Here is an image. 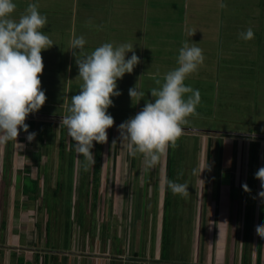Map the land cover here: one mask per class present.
I'll return each instance as SVG.
<instances>
[{"label": "crops", "instance_id": "crops-1", "mask_svg": "<svg viewBox=\"0 0 264 264\" xmlns=\"http://www.w3.org/2000/svg\"><path fill=\"white\" fill-rule=\"evenodd\" d=\"M13 2L17 20L30 3L37 4L47 17L41 31L56 45L41 53L47 100L25 121L35 138L29 142L21 130L18 143L8 141L0 153V264H59L54 255L61 264H250L244 247L255 241L257 220L264 224V199L257 195L262 189L254 177L264 166V0H223L225 8L221 0ZM249 28L254 38L245 40L240 34ZM73 33L86 40L85 53L106 42L130 43L141 60L117 81L121 94L108 109L115 123L107 143L93 142L95 164L87 171L60 124L82 84L75 60L81 52L73 55L69 48ZM184 42L204 55L185 80L200 92L198 115L188 118L177 146L149 169L142 155H128L117 126L154 99V78L163 82L178 67ZM134 86L145 93L138 103L128 94ZM242 108L246 115L234 114ZM60 166L71 175H55ZM165 178L187 184L188 195L173 194ZM166 220L173 221V232L185 222L190 241L184 252L161 247ZM262 239L256 241L255 264H264Z\"/></svg>", "mask_w": 264, "mask_h": 264}, {"label": "clouds", "instance_id": "clouds-1", "mask_svg": "<svg viewBox=\"0 0 264 264\" xmlns=\"http://www.w3.org/2000/svg\"><path fill=\"white\" fill-rule=\"evenodd\" d=\"M16 7L13 0H0V143L17 142L21 130L27 133L29 142L35 138L36 133L28 131L29 125L25 121L47 100L40 79L44 69L41 53L55 44L41 31L47 24V17L38 11L37 4L30 3L18 20L12 17ZM219 7H226L223 0ZM240 35L245 40L254 38L251 28ZM85 44L83 36L72 34L69 48L73 55L81 52L82 58L75 60L82 84L79 92L72 95L67 109L69 114L61 118L60 124L66 127L68 136L75 142L77 155L84 157L87 171L95 164L93 142L107 143V130L115 123L108 109L114 106L112 97L121 94L117 81L126 73L131 74L141 60L130 43L114 46L106 42L91 53L83 51ZM129 52L131 56L126 58ZM203 62V50L184 42L178 52V67L165 73L163 82L154 78L158 85L150 90L154 99L146 101L139 112L117 126L119 139L128 155H142L147 168H154L169 147L177 146L188 118L198 115L200 92L186 86L185 80L197 72ZM128 94L136 103L145 96L136 86L129 88ZM115 142L113 140L112 144ZM206 168H209L208 164ZM254 177L260 181L262 189L257 195L264 199V166ZM165 183L173 194L187 196L189 193L187 184L167 178ZM241 187L245 192L251 191L246 183ZM255 231L264 238V224L257 225Z\"/></svg>", "mask_w": 264, "mask_h": 264}, {"label": "rangeland", "instance_id": "rangeland-1", "mask_svg": "<svg viewBox=\"0 0 264 264\" xmlns=\"http://www.w3.org/2000/svg\"><path fill=\"white\" fill-rule=\"evenodd\" d=\"M246 111H247V109L246 108H242L241 109V111H238V110H234V114H236L237 113V115L238 116H243V115H246ZM238 124H241V125H243V127H245V124H246V122L245 123H238ZM246 128V127H245ZM262 128V130H264V127L262 126L261 127ZM22 141L23 140H21V142H20V145H22ZM47 141V143L45 142V144L48 146H50V144L48 143V140H46ZM63 143H64V141H63ZM7 144H8V141L7 142H5V143H0V153L1 152H5V150L3 149V148H6L7 147ZM43 144H44V142H43ZM62 146L63 147H66L65 146V144H62ZM186 151V150H185ZM187 152V151H186ZM253 155V154H252ZM252 155H251V157H252ZM182 159L181 160H179V163H181V164H185V162H184V159H183V157H181ZM58 159H59V165H62L63 163H64V161H63V158L61 157L60 158V155H59V157H58ZM179 159V158H178ZM192 157L190 156V155H187V159H185V161L187 162V164H191L192 162ZM173 161V163H175V161H174V159L172 160ZM4 168L5 167H2V169L1 170H4ZM67 172V173H66ZM7 172H5L4 171V177H5V174H6ZM54 174V173H53ZM173 175H176L177 173H172ZM55 175H58V176H61V175H63V177H68V176H70L71 175V173L69 172V171H67L66 170V166L64 167V166H60V167H58V171L55 173ZM4 181H6L5 180V178H4ZM61 186H63L62 188V191H61V197H60V199H61V201L62 202H64V200H65V197H66V191H64V185L62 184ZM42 190H45V188H43ZM62 198H63V200H62ZM180 221H182V220H180ZM93 222L94 221H92V219H89V223L91 224V225H93ZM183 222V221H182ZM172 223H173V221H168V220H166V222H165V224H164V226H166V227H164V229L163 230H165V231H163V236H162V238H160V242H161V247H163L164 248V250H166V249H169V246H171V248L170 249H172V250H175V249H177L178 248V250L180 251V252H184V250H185V248L187 247V245H186V243H185V241H190V239H189V237H188V228L186 227V225L184 224V223H182L181 224V226H183V228H181V229H179V230H175V232H173L172 231V229L174 230L175 228L173 227L174 225H172ZM172 228V229H171ZM108 232H109V230H108ZM166 233V234H165ZM171 233H174L172 236H171ZM102 234V233H101ZM165 234V235H164ZM166 236V237H165ZM180 237L181 239L180 240H178V241H176V238L177 237ZM63 237V239L64 238H67V235H64V236H62ZM62 237H58L59 239L61 238L62 239ZM109 237L111 238V239H113V242H116L117 240H118V237L117 236H111V235H109ZM252 237H253V239H255V241H250L251 242V244H250V247H248V248H246V247H244V252H243V255H246V256H248V258H249V261L252 259L253 261H251L250 262V264H255V262H254V259H255V257H256V250H257V244H256V241H257V234L255 233V234H252ZM53 237H48V239L49 240H51ZM81 239H82V237H80ZM261 238V237H260ZM262 239V238H261ZM98 240H100V237H98L97 238V241ZM261 242V241H260ZM262 242H263V239H262ZM53 243H55V241H53L51 244H53ZM254 243V246H255V248H252V244ZM253 246V247H254ZM163 250V251H164ZM262 254V257L264 258V252L263 253H261ZM54 258L56 259V263H59V264H61L62 262H60V260L58 261L57 260V256L56 255H54ZM264 263V262H263ZM242 264V263H241Z\"/></svg>", "mask_w": 264, "mask_h": 264}, {"label": "trees", "instance_id": "trees-1", "mask_svg": "<svg viewBox=\"0 0 264 264\" xmlns=\"http://www.w3.org/2000/svg\"><path fill=\"white\" fill-rule=\"evenodd\" d=\"M31 187H32V189H33V187H34V183H33V182L31 183ZM25 188H26V187H25ZM260 222H261V221H260V218H259V219L257 220V225H260ZM257 240H258V241L260 240V236H258V235H257ZM258 259H259V254H258V251H257V255H256V261H257V262H256V263H258Z\"/></svg>", "mask_w": 264, "mask_h": 264}]
</instances>
